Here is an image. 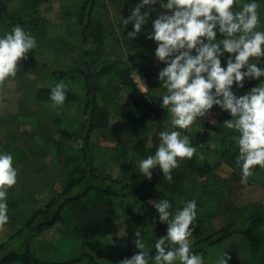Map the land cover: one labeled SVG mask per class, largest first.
Masks as SVG:
<instances>
[{
    "label": "trees",
    "instance_id": "1",
    "mask_svg": "<svg viewBox=\"0 0 264 264\" xmlns=\"http://www.w3.org/2000/svg\"><path fill=\"white\" fill-rule=\"evenodd\" d=\"M30 1L35 3L29 9L0 15V29H11L16 24L31 28L44 26L46 18L39 12L38 1ZM97 2L98 0H84L77 8L74 22L77 29L74 61L51 73V78L55 81L54 86L61 80L67 84V96L63 104L79 102L81 105L80 116L83 117L77 126L71 129L61 127L56 131L46 130L52 138L49 145L53 148L52 154L56 156L61 153V147L65 150L70 148L69 159L65 160L67 164L71 162L73 166L61 189L57 192L52 190L53 195L50 199L37 208L33 207L34 198L23 187L16 196L7 198L13 218L16 213L20 215L30 206L34 209L8 240L0 243V264H99L95 255L86 250H81L77 255L62 261L43 259L31 250L22 236L28 233L31 239L40 235L43 230L63 221L70 210L82 212L83 216L95 214L100 210V203L105 204L104 202L110 200L117 202L124 214L134 213L139 222L136 228L129 230L128 245L132 249L129 255L138 251L133 243L136 230L142 232L146 244L153 246L150 250L154 254L155 239L166 234L167 225L158 219H153L158 217V213L150 200L165 197L172 202L174 209L182 207V200H196L198 215L191 237L193 251L202 253L205 249L240 234L248 241L250 264H263L264 235L261 233V226L264 216L258 208L252 209L240 218L233 215L218 227L212 225L213 218L225 215L227 212V208L221 209L218 205L222 203L219 198L225 195L229 187L227 182L219 180L214 169L220 165L221 159H226L241 171L236 159L239 154L238 145L232 139L234 130L210 123L205 117L197 118L193 122L197 125L196 128L183 129L181 133L188 135L196 148L205 147L206 153H214L217 158L210 162L196 154L186 159L182 162L184 167L182 164L172 170V181L163 179V173L158 167L152 170L153 176L150 180L142 178L139 169L132 170L128 167L130 161L126 162V158L129 160L136 158L139 161L155 152L160 142L159 132L167 128V125L163 126V124L171 122L168 109L161 108L159 103L161 93L166 91L163 82L158 79V71L164 63L157 60V64H154L150 60V56H155L156 47V43L152 40L153 44H151L147 37V32L151 30V20L144 26L145 30L135 38L127 35L132 30L131 24L124 31L123 37L129 53L126 60L111 59L101 52L102 56L97 55L98 58H94L95 52L91 51L89 45L91 43L89 33ZM259 9L263 13L261 15L264 20V3ZM159 11L161 9L157 3L151 13L153 19ZM220 39L222 36L218 34L217 40ZM134 74L147 82L143 93L140 92ZM112 81H116L118 86L110 87ZM249 82L250 80H246L244 87L249 85ZM233 88L235 89V85ZM236 92L239 94L238 91ZM35 95L38 100L43 101L42 98L50 95V89L38 87ZM100 102L117 105L123 123L120 132L123 133L124 138L115 149L125 157L122 164L124 168L117 176L101 173L102 169L96 160H99V151L109 150V147L98 148L91 141V133L94 130L106 128L107 111L100 109ZM145 126L148 128L145 129ZM211 141H215L217 147L209 148L208 143ZM0 151L13 154L15 167L25 165L28 160L38 161L45 153L40 144H26L12 132L5 134L0 142ZM259 167V165L253 166L254 169ZM153 182L157 187L152 185ZM88 203L90 205H87ZM113 212L114 208L108 210V214Z\"/></svg>",
    "mask_w": 264,
    "mask_h": 264
},
{
    "label": "clouds",
    "instance_id": "2",
    "mask_svg": "<svg viewBox=\"0 0 264 264\" xmlns=\"http://www.w3.org/2000/svg\"><path fill=\"white\" fill-rule=\"evenodd\" d=\"M159 11L153 19L155 5ZM264 0H138L121 22L137 37L151 20L147 37L156 43L155 57L164 63L158 79L166 89L161 93L160 107L171 114L174 129L159 132L160 142L153 154L138 162L147 179L157 167L163 179L172 181V170L179 167L178 158H191L196 147L187 129L197 118L205 117L213 106L228 112L222 125L235 130L232 139L238 145L237 163L241 180L246 183L253 166L264 167V30L258 8ZM220 34L222 39L217 40ZM37 47L36 38L19 24L0 35V82L15 77L21 59ZM246 80L259 83L242 94ZM67 85L63 80L51 88L53 106L65 102ZM13 154L0 151V226L9 220L8 189L17 182ZM158 219L167 225L166 234L155 239V252L136 230L135 249L130 257L117 264H205L204 256L192 250V234L198 215L195 199L182 200L173 208L168 198L150 200ZM115 243V241H112ZM230 254L223 250L215 264H229Z\"/></svg>",
    "mask_w": 264,
    "mask_h": 264
},
{
    "label": "rangeland",
    "instance_id": "3",
    "mask_svg": "<svg viewBox=\"0 0 264 264\" xmlns=\"http://www.w3.org/2000/svg\"><path fill=\"white\" fill-rule=\"evenodd\" d=\"M28 1L32 3L30 0H0V15L15 10L29 9L35 2L30 5ZM37 1L40 14L46 18V24L35 28L24 27L25 30L30 31L35 36L37 47L29 50L27 57L21 59L15 77L0 82V142L7 132H12L17 135L20 141L32 145L40 144L45 151L40 160H28L22 166V174L17 172V182L13 188V192L17 186H23L27 189L34 198V208L41 206L43 202L50 199L53 195L52 190L57 192L61 189L62 183L67 180L69 170L73 166L71 162L67 164L65 160L69 159L70 148L65 150L61 147V153L59 152L56 156L52 154L53 148L49 146L52 138L46 130L56 131L61 127L71 129L77 126L83 117L80 116L82 110L79 102L53 106L50 95L40 101L35 93L38 87L49 88L51 91L55 82L51 78L53 70L73 63L77 36L76 24L74 23L76 21L75 12L84 0ZM137 2L138 0H98L89 33L91 41L89 45L91 51L95 52L94 58H98L97 55L102 56L101 52L111 59H127L128 45H126L123 33L129 25L125 26L121 22V17L126 18ZM258 12L261 20L259 28L264 30L263 13H261V9ZM11 30L12 28L0 29V35ZM148 40L153 44L152 39L148 38ZM150 60L157 64L155 56H150ZM134 79L140 92L143 93L146 89V80L135 74ZM258 83V80H250L246 87L241 90H234L242 94ZM110 85V87H117L118 83L112 81ZM100 103V109L107 111L106 128L99 131L94 130L91 133V141L98 148L109 147V150L102 149L99 151L100 157L99 160H96L102 169L101 173L117 176L124 168L122 164L125 157L115 149L124 138L123 133L120 132L123 123L120 120L117 105ZM229 118L227 111L221 110L215 105L205 116L206 121L221 126H223L222 122ZM164 125H167L170 130L175 128L171 122ZM196 127L197 125L192 124L187 129ZM147 128L145 126V129ZM208 145L211 149L217 147L215 141L209 142ZM196 154L201 159H207L206 161L210 162L217 158L214 153H206L205 147L196 148L193 156ZM178 159L181 160L180 165L183 164L184 167L182 162L189 158ZM128 161H130L129 168L138 170L139 161L136 158L132 160L126 158V162ZM221 161L220 165L214 169V173L219 180L222 179L229 186L225 195L219 198L222 203L218 205L221 209L227 208V212L225 215L213 218L212 225L218 227L231 216L240 218L254 208H258L264 216V167L254 169L253 174L244 183L241 180L242 174L239 169L237 170L226 159H221ZM141 177H144L143 174ZM25 180L27 183L23 185ZM152 185L157 187L155 182ZM104 203H100L99 211L87 216H83L82 212L70 210L66 213L65 221L63 220L53 227L43 230L40 235L29 239L30 234H24L22 236L24 242H27L35 254L50 261H62L77 255L81 250H86L95 255L99 264H117L120 259L130 257L129 252L132 249L128 245L129 230L136 228L139 222L134 213L124 214L121 212L117 202L110 200ZM33 207H28V210L26 209L25 213L22 212L20 215L16 213L12 218L13 220L10 221L9 219L0 226V243L8 240L9 236L22 225L23 221L31 214ZM111 208H114V212L108 214V210ZM235 209L236 211H234ZM8 213L11 215L12 212L9 210ZM104 217H109V219H103ZM261 233L264 235V222L261 226ZM15 242L16 244L19 243L18 240ZM223 250L230 254L229 264H250V258H248L249 244L240 234L205 249L201 253L204 256L205 264H215L217 255ZM151 264H155V262H151Z\"/></svg>",
    "mask_w": 264,
    "mask_h": 264
},
{
    "label": "crops",
    "instance_id": "4",
    "mask_svg": "<svg viewBox=\"0 0 264 264\" xmlns=\"http://www.w3.org/2000/svg\"><path fill=\"white\" fill-rule=\"evenodd\" d=\"M16 168H17V172L19 171V172H21V174H22V171H21L22 166H20V167H16ZM26 183H27V181L25 180L24 183H23V185H25ZM19 184H20V183H19ZM15 185H16V184H15ZM15 185H12V186L9 187L8 191H9L10 193L8 194V197H7V198H9V197L13 198V197L16 196V194L19 192L21 186H17L16 190L13 192V188H14ZM17 185H18V184H17ZM22 187H23V186H22ZM22 187H21V188H22ZM25 190H27V189H25ZM8 215H9V219H10V221H11V219L13 218V216L10 215L9 213H8ZM12 220H13V219H12Z\"/></svg>",
    "mask_w": 264,
    "mask_h": 264
}]
</instances>
